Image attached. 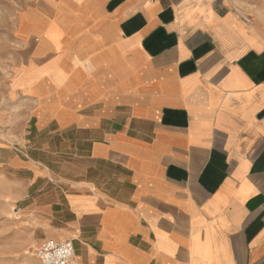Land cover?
Returning <instances> with one entry per match:
<instances>
[{
	"label": "crops",
	"instance_id": "obj_1",
	"mask_svg": "<svg viewBox=\"0 0 264 264\" xmlns=\"http://www.w3.org/2000/svg\"><path fill=\"white\" fill-rule=\"evenodd\" d=\"M261 4L39 0L8 166L40 239L80 264H264Z\"/></svg>",
	"mask_w": 264,
	"mask_h": 264
},
{
	"label": "rangeland",
	"instance_id": "obj_2",
	"mask_svg": "<svg viewBox=\"0 0 264 264\" xmlns=\"http://www.w3.org/2000/svg\"><path fill=\"white\" fill-rule=\"evenodd\" d=\"M38 4L39 0H0V264H41L36 250L44 239L22 201L23 182L8 166L29 130L32 101L17 89L24 85L21 67L29 64L37 48L36 38L28 36L27 18L35 10L30 25L41 21Z\"/></svg>",
	"mask_w": 264,
	"mask_h": 264
},
{
	"label": "built area",
	"instance_id": "obj_3",
	"mask_svg": "<svg viewBox=\"0 0 264 264\" xmlns=\"http://www.w3.org/2000/svg\"><path fill=\"white\" fill-rule=\"evenodd\" d=\"M41 264H80L71 240L46 238L36 250Z\"/></svg>",
	"mask_w": 264,
	"mask_h": 264
}]
</instances>
